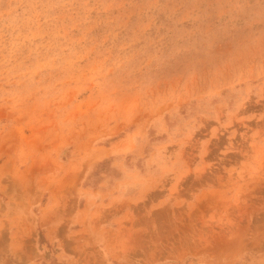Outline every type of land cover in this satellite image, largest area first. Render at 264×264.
<instances>
[{"label":"rangeland","instance_id":"374dc122","mask_svg":"<svg viewBox=\"0 0 264 264\" xmlns=\"http://www.w3.org/2000/svg\"><path fill=\"white\" fill-rule=\"evenodd\" d=\"M0 264H264V0H0Z\"/></svg>","mask_w":264,"mask_h":264}]
</instances>
